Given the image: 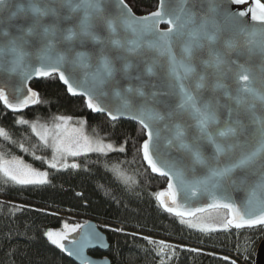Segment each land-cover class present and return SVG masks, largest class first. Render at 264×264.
Instances as JSON below:
<instances>
[{"label": "snow or ice", "instance_id": "snow-or-ice-1", "mask_svg": "<svg viewBox=\"0 0 264 264\" xmlns=\"http://www.w3.org/2000/svg\"><path fill=\"white\" fill-rule=\"evenodd\" d=\"M228 5L250 6L237 11ZM53 75L69 94L83 97L91 112L106 114L113 124L127 118L140 125L146 138L137 153L153 173L167 177L166 190L154 198L181 223L185 216L223 210L225 229L264 226L262 0H159L144 16H135L125 0H0V104L13 113L40 104L28 81ZM71 121L57 115L48 125L17 116L15 123L28 126L51 149L45 163L52 169L80 167L68 157L125 152L98 133L86 135L84 120L78 127H70ZM0 138L14 143L3 127ZM123 163L104 167L131 188L137 181ZM0 176L18 186L48 182L46 171L2 154ZM237 188L245 192L239 205L231 194ZM200 196L210 202L190 206ZM189 226L214 230L210 224ZM62 228L44 235L80 264H97L85 255L93 244L106 247L95 228ZM78 229L79 239L69 240ZM144 239L157 245L158 254L170 247Z\"/></svg>", "mask_w": 264, "mask_h": 264}, {"label": "trees", "instance_id": "trees-1", "mask_svg": "<svg viewBox=\"0 0 264 264\" xmlns=\"http://www.w3.org/2000/svg\"><path fill=\"white\" fill-rule=\"evenodd\" d=\"M125 3L136 16L148 15L158 6V0ZM30 87L38 92L40 104L21 114L9 113L0 104V127L14 141L0 138V154L5 158L16 156L29 165L46 169L44 159L52 154L28 126L15 123L17 116L40 124L50 123L57 115L70 116L74 122L82 119L92 134L98 133L126 150L105 157L96 153L81 156L77 169L48 168L45 184L18 186L0 176V264H75L44 235L49 229L61 227L57 214L111 227L105 231L110 244L105 256L111 264H161L162 260L164 264H232L233 259L253 264L250 246L257 239L256 245L264 240V226L241 230L229 227L222 232L201 234L159 206L154 193L166 190L167 180L156 177L137 153L145 138L139 125L122 120L113 124L104 116L93 114L82 98L68 95L55 75L33 81ZM36 156L42 159L37 160ZM121 161L125 162L121 167L136 178L137 183L131 188L117 181L104 167L105 162L111 167ZM143 236L189 249L164 256ZM90 255L100 257L97 252Z\"/></svg>", "mask_w": 264, "mask_h": 264}, {"label": "water", "instance_id": "water-1", "mask_svg": "<svg viewBox=\"0 0 264 264\" xmlns=\"http://www.w3.org/2000/svg\"><path fill=\"white\" fill-rule=\"evenodd\" d=\"M21 2H22V3H27V0H21ZM113 3H115V0H113ZM158 3H159V0H158ZM247 6H250V5H228L229 10H237V11H238V10H242V9H244V8L247 7ZM131 11H132V10H131ZM132 13H133V12H132ZM133 14H134V13H133ZM134 15H135V14H134ZM135 16H136V15H135ZM159 28H160V30H165V29L167 28V25L164 24V23H161V24L159 25ZM55 76L57 77V79H58L60 85L63 86V87L66 89V86L63 84L62 81L59 80V77H58L57 75H55ZM42 78H44V77H33L32 80L28 81V86L30 87V84H31L33 81H36V80H38V79H42ZM66 92H67V89H66ZM67 93H68V92H67ZM68 95L71 96V97H78V98H82V99H83V97H80V96H72V95L69 94V93H68ZM83 100H84V99H83ZM2 105H3V104H2ZM33 106H34V105L29 106L28 108L24 109V110H23L22 112H20V113H13L11 110L6 109V108H5V109H6L7 112H9V113H13V114H21V113L25 112L26 110L31 109ZM92 113H93V112H92ZM93 114H95V115H102V116H104L108 121H110V120L108 119L107 115L104 114V113H93ZM121 120H122V121L133 122V123L139 125L136 121H134V120H129V119H127V118H121V119L118 120V121H121ZM110 122H111V121H110ZM139 126H140V125H139ZM145 138H146V137H145ZM172 154L175 155L174 152H173ZM144 164L146 165V163H144ZM146 167H147V165H146ZM147 168H148V167H147ZM148 169H149V168H148ZM149 170L151 171V169H149ZM151 172H152V171H151ZM152 173H153V172H152ZM153 174H154L156 177H158V178H163V179L167 180V177L161 176V175H159L158 173H153ZM187 178H188L189 180H191V179H193L194 177L191 176V175H189ZM166 188H167V185H166ZM231 194H232L233 199L237 202L238 205L242 202V200H243L244 197H245V192H244L243 190H241V189H238V188H237V189H233V190H231ZM177 199H178V201H179L180 203H183V202H184V199H185V198H184V194H183V193L178 194ZM157 202H158V201H157ZM209 202H210V201H209L206 197H204V196H200V197L193 198V199L190 201V206H192V207H203L206 203H209ZM158 204H159V203H158ZM162 209H163V208H162ZM163 210H164V209H163ZM208 211H211V210H208ZM208 211H206V212H208ZM222 211H223V210H222ZM204 213H205V212H204ZM171 214H173V213H171ZM199 214H203V213H198L197 215H199ZM173 215L175 216V214H173ZM176 217H177V216H176ZM178 218H180V217H178ZM192 218H194V217H188V216H185V217H183V220H189V219H192ZM180 219H181V218H180ZM83 225H91L92 227H94L95 230H96V232L99 233V234L103 237V243L106 245V247H102L99 243L93 244V245H91V246H89L88 248L85 249V255L88 256L91 260L97 262V264H102V262L105 261V260L108 261V264H111L110 260L105 256V255L108 253V250H109V247H110V244H109V241H108L107 235H106L101 229L98 228L97 223L94 222V221H88L87 223H85V224H83ZM258 227H261V225L254 226V227H252V228H258ZM231 228L236 229L235 227H231ZM252 228L244 227V228H241V229H252ZM241 229H236V230H241ZM82 231H83V230H79V229H78V233H77L75 239H79V237H80ZM66 245H68V244H66ZM69 246H70V245H69ZM94 252H97V253L100 255V257H93L92 255H90V253H94ZM64 253L68 256V258H69L73 263H75V264H80V262H79L78 260H76L75 257H73V256H69L66 252H64ZM253 264H264V240H262V241L259 243V245H258V247H257V249H256V252H255V258H254V262H253Z\"/></svg>", "mask_w": 264, "mask_h": 264}, {"label": "rangeland", "instance_id": "rangeland-1", "mask_svg": "<svg viewBox=\"0 0 264 264\" xmlns=\"http://www.w3.org/2000/svg\"><path fill=\"white\" fill-rule=\"evenodd\" d=\"M51 123H52V120H51L50 123H48V125H50ZM72 126L78 127L79 125L76 122L71 121L70 127H72ZM84 132H85L86 135H89L90 137H93V138L96 137L94 134H92V132L90 131V129L86 125V123L84 125ZM49 142H51V141H49ZM106 142H110V141L106 140ZM116 147H118V146H116ZM81 156H85V155H81ZM81 156H78V157H68V162L69 163H72V162H76L77 163L78 158L81 157ZM6 159H11V158H6ZM51 159H52V154H51V156L49 158H45L44 159V164L46 166V169H40V168H36V167H34L32 165L31 166L34 167L35 169H37L38 171H46L48 173V168H50V167H48V164L45 163V161H51ZM50 169H52V168H50ZM61 169H63V168H61ZM67 169H69V168H67ZM56 216H58L59 219L62 220L61 227L59 229H56L57 231H62L63 230L62 225L65 224V223H67L69 225H74V224H81V225H83L84 224V221L82 219H80V218H78L76 216H73V215L57 214ZM223 218H224V212L222 210H219V211L218 210H211V211L205 212L203 214L196 215L192 219L184 220L185 221L184 224L189 229H191V230H193L195 232H198V233H201V234H210V233H215V232H222V231H225V230L228 229V228L225 229V228H223V227L220 226ZM189 223L210 224V225H212L214 227V230L202 231L199 227H190L189 226ZM97 226L104 233H105V231L107 229L111 228L109 226L107 227V226H105L103 224H100V223H98ZM118 230H120V229L118 228ZM71 235H72V233H69L70 240L73 238V236H71ZM145 237L146 236H143V239ZM147 238H150L151 240L157 241V242L163 241L165 244H167V245L170 246L168 248H164L163 253H162L164 256H171L178 249H180V250L183 249V248L189 249V247L182 246L180 244L173 243V242H170V241H167V240H161V239L158 240V239H155V238H152V237H147ZM144 240L148 242V240H146V239H144ZM257 240L255 241V243H252L251 246H250L251 253H252V258H255V252H256V249H257V247L259 245V244L256 245ZM64 242H65V244H67V240L64 241ZM150 245L154 246L157 249V245L156 244H150ZM233 261H235V260L234 259L233 260H230V262H233ZM235 264H238V261L237 260L235 261ZM241 264H248V263H247V261L243 260V261H241Z\"/></svg>", "mask_w": 264, "mask_h": 264}, {"label": "flooded vegetation", "instance_id": "flooded-vegetation-1", "mask_svg": "<svg viewBox=\"0 0 264 264\" xmlns=\"http://www.w3.org/2000/svg\"><path fill=\"white\" fill-rule=\"evenodd\" d=\"M77 233H78V230H77V232H74V233H72V235H71V236H73V238H72V239H75V237H76ZM72 239H71V240H72ZM69 240H70V239H69ZM67 244H68V241H67Z\"/></svg>", "mask_w": 264, "mask_h": 264}, {"label": "built area", "instance_id": "built-area-1", "mask_svg": "<svg viewBox=\"0 0 264 264\" xmlns=\"http://www.w3.org/2000/svg\"><path fill=\"white\" fill-rule=\"evenodd\" d=\"M238 264H241V261H239Z\"/></svg>", "mask_w": 264, "mask_h": 264}]
</instances>
